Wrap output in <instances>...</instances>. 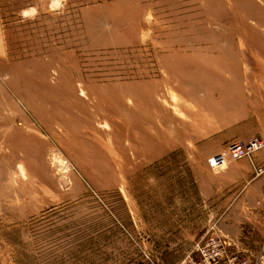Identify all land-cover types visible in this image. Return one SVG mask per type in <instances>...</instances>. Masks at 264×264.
I'll use <instances>...</instances> for the list:
<instances>
[{
	"label": "rangeland",
	"instance_id": "1",
	"mask_svg": "<svg viewBox=\"0 0 264 264\" xmlns=\"http://www.w3.org/2000/svg\"><path fill=\"white\" fill-rule=\"evenodd\" d=\"M210 236L264 264V0H0V264Z\"/></svg>",
	"mask_w": 264,
	"mask_h": 264
},
{
	"label": "built area",
	"instance_id": "2",
	"mask_svg": "<svg viewBox=\"0 0 264 264\" xmlns=\"http://www.w3.org/2000/svg\"><path fill=\"white\" fill-rule=\"evenodd\" d=\"M262 147L259 139L251 140L247 145L245 143L233 144L230 153L234 157H241L246 152V148L256 149ZM225 154H217L210 159V165L217 167L225 158ZM219 236H210L206 240L197 243L195 248L185 257L181 264H235V257L226 255L227 250L225 244ZM226 258V259H225Z\"/></svg>",
	"mask_w": 264,
	"mask_h": 264
}]
</instances>
